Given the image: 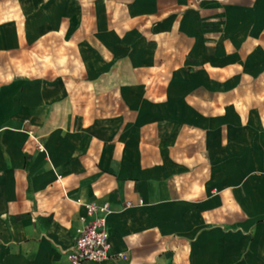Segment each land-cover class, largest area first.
Returning <instances> with one entry per match:
<instances>
[{
	"label": "crops",
	"instance_id": "obj_1",
	"mask_svg": "<svg viewBox=\"0 0 264 264\" xmlns=\"http://www.w3.org/2000/svg\"><path fill=\"white\" fill-rule=\"evenodd\" d=\"M82 2L105 53L84 81L114 87V108L76 106L94 94L57 81L15 92L0 37V218L15 244L4 264H74L63 249L91 200L113 209L112 247L84 264H264V164L210 173L197 108L264 95V0ZM176 62L179 74L156 71Z\"/></svg>",
	"mask_w": 264,
	"mask_h": 264
},
{
	"label": "rangeland",
	"instance_id": "obj_2",
	"mask_svg": "<svg viewBox=\"0 0 264 264\" xmlns=\"http://www.w3.org/2000/svg\"><path fill=\"white\" fill-rule=\"evenodd\" d=\"M5 24L9 26L4 32L1 27ZM98 29L97 11L84 9L82 0H0V37L9 38L12 49L5 62L11 67L7 75L10 79L15 76L22 79L13 90L22 92L36 84L46 89L57 81L60 91L94 94L90 99L84 98V94L72 99L76 106L105 101L108 108H114L115 88L108 87V91L103 86L110 84L95 80L88 83L85 79L100 73L94 64L105 55L94 50L99 40ZM84 50L87 56L81 57L80 51ZM149 53L134 51L132 56L142 59ZM159 53L155 58L161 64ZM174 65L156 71L172 77L183 70L178 62ZM199 104L202 124L198 136L204 143L210 173L217 169L227 172L235 165L255 168L264 164V95L205 99ZM4 216L0 218V264H4L10 251L14 252L15 246L7 240L10 236ZM67 249H63L64 253ZM29 262L33 264L27 259Z\"/></svg>",
	"mask_w": 264,
	"mask_h": 264
},
{
	"label": "built area",
	"instance_id": "obj_3",
	"mask_svg": "<svg viewBox=\"0 0 264 264\" xmlns=\"http://www.w3.org/2000/svg\"><path fill=\"white\" fill-rule=\"evenodd\" d=\"M41 150L45 147L37 141ZM78 201H81L78 199ZM86 215L81 216L82 224L77 229V236L67 251L69 260L74 264H84L88 261H102L111 254L110 233L107 228L108 216L113 209L109 202L95 200L83 202ZM132 202L127 201L126 205Z\"/></svg>",
	"mask_w": 264,
	"mask_h": 264
}]
</instances>
